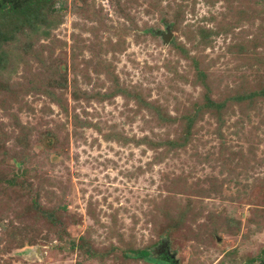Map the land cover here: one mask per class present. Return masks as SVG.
<instances>
[{"label":"rangeland","instance_id":"1","mask_svg":"<svg viewBox=\"0 0 264 264\" xmlns=\"http://www.w3.org/2000/svg\"><path fill=\"white\" fill-rule=\"evenodd\" d=\"M263 90L264 0H0V264H264Z\"/></svg>","mask_w":264,"mask_h":264},{"label":"trees","instance_id":"2","mask_svg":"<svg viewBox=\"0 0 264 264\" xmlns=\"http://www.w3.org/2000/svg\"><path fill=\"white\" fill-rule=\"evenodd\" d=\"M262 94H264V90L262 91ZM209 105L211 107H220L218 104L213 102L211 99H209ZM131 255L134 256L135 258H139V259L145 260V261H147L149 263H158V264L160 263V264H163L160 259L153 258L152 257V253L150 251H148V250H138V251L132 252Z\"/></svg>","mask_w":264,"mask_h":264},{"label":"flooded vegetation","instance_id":"3","mask_svg":"<svg viewBox=\"0 0 264 264\" xmlns=\"http://www.w3.org/2000/svg\"><path fill=\"white\" fill-rule=\"evenodd\" d=\"M163 257L165 258L166 263L171 262V260H169V255H168V253H164V254H163Z\"/></svg>","mask_w":264,"mask_h":264},{"label":"water","instance_id":"4","mask_svg":"<svg viewBox=\"0 0 264 264\" xmlns=\"http://www.w3.org/2000/svg\"><path fill=\"white\" fill-rule=\"evenodd\" d=\"M164 247V246H163ZM172 258L174 259L175 258V255H172ZM171 264H180L179 262H178V260H176V261H174L173 263H171Z\"/></svg>","mask_w":264,"mask_h":264}]
</instances>
